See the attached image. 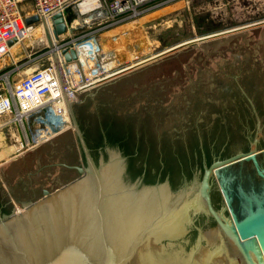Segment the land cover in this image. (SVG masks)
Segmentation results:
<instances>
[{"label": "water", "instance_id": "obj_1", "mask_svg": "<svg viewBox=\"0 0 264 264\" xmlns=\"http://www.w3.org/2000/svg\"><path fill=\"white\" fill-rule=\"evenodd\" d=\"M27 24L44 26L50 49L69 32L63 13L52 18V34L38 16ZM217 40L207 46L226 42ZM62 56L67 64L78 61L73 47L62 50ZM53 58L63 84L59 57L54 53ZM130 76L72 100L66 97L82 162L59 166L78 176L56 189H43L36 200L20 201V209L1 206L0 264H264V122L255 101L237 79L257 120L248 144L223 146L210 161L198 125L201 159L195 152L188 161H178L182 170L177 161L172 169L163 156L141 155V147L166 155L163 141L150 126L145 134L135 120L127 130L122 123L128 114L96 112L107 116L108 122L101 118L98 124L104 128L102 137L93 142L86 136L77 107L99 105L95 97L100 92ZM114 121L133 135L135 150L108 136L105 130ZM224 139L217 134L215 145ZM6 168L0 171L4 179Z\"/></svg>", "mask_w": 264, "mask_h": 264}, {"label": "rangeland", "instance_id": "obj_2", "mask_svg": "<svg viewBox=\"0 0 264 264\" xmlns=\"http://www.w3.org/2000/svg\"><path fill=\"white\" fill-rule=\"evenodd\" d=\"M155 1L156 3L165 2L152 13L142 14L125 25L102 31H100L102 21L98 16L97 20L87 25L77 9H70L66 14L70 28L74 20L79 21L78 26L73 29L74 33L72 35L69 33L65 37L68 41L79 44L77 39L83 37L85 31L86 34L89 30L98 31L95 34V46L100 50L98 58L103 65L104 62L107 63L106 70L133 60L139 61L136 69L121 76L122 78L131 75L130 78L120 80L119 83L100 92L101 96L99 93L95 97L98 104L108 106L103 109L111 112L130 114L128 112L139 111L137 109L149 106V103L156 104L160 99H163L164 104L167 102V105H171L176 98L178 107L170 110V117L163 116V120L170 128L181 130L180 135H174L173 139H179V137L184 139L182 134L185 128L188 129L187 122L190 119L187 107L190 100L195 101L197 96L202 97V91H199L200 83L208 88L228 85L232 82L230 79L234 78L236 80L241 78L242 84L247 83L250 80V76L246 79L251 71L247 67L249 65L255 72L252 79L258 80L255 88L259 86L258 91L264 88V27L207 38L221 30L255 22L256 19L264 16V7L260 5L262 0ZM37 29L35 34L33 33L13 51L12 56H6L0 60V92L12 89L25 76L54 62L53 55L48 49L44 28L39 26ZM232 36H235L232 40L224 39ZM214 40L218 43L226 42L218 47L207 46L208 42ZM89 47L92 54H97L93 49L94 45L89 44ZM153 85H157L158 88ZM195 93L197 96L190 99L191 96H195ZM247 93L255 101L263 123L264 107L257 101L259 93L255 89ZM237 96L234 94L232 97L223 99L222 108L229 101L237 102ZM214 100L220 102L216 97ZM260 101H264L263 96ZM247 112L250 113H247L246 117H241V124L239 123L240 140L235 139L236 136L231 134L230 129L225 128V139L219 146L215 145V133L211 135L213 131L211 119L204 120L202 125L199 123L203 121H200L199 114L196 115L197 118L190 119L189 126L197 129L199 125L203 131L205 150L210 161L214 157L213 154L219 155V150L223 146L229 147V150L233 143L235 147L247 142L245 137L248 135L254 138L257 120L251 109ZM43 115L41 112L35 113L28 121L24 119V126L18 122L0 131V171L2 167H7L5 179L0 173V209L2 205L5 208L12 206L20 209L21 202L40 198L41 190L58 188L60 185L53 184L56 179H60V184H66L78 176L76 171L59 166V164L80 165L82 162L72 128L57 139L42 144L40 148L27 147V141L36 136L39 121ZM167 119H170V122H167ZM220 124H223L222 121ZM152 128L159 133L160 137L167 133V129L163 131L158 122ZM194 134L193 139L188 142L189 149L192 153L196 152L201 159L199 133L194 130ZM234 139L238 142H234ZM186 142H183V146L179 143L174 145L173 141L163 142L164 151L166 154L172 152L176 155L175 150L179 148V152L182 150L185 153V160L188 161ZM69 145L74 149L73 157L68 155ZM33 192H36V195Z\"/></svg>", "mask_w": 264, "mask_h": 264}, {"label": "built area", "instance_id": "obj_3", "mask_svg": "<svg viewBox=\"0 0 264 264\" xmlns=\"http://www.w3.org/2000/svg\"><path fill=\"white\" fill-rule=\"evenodd\" d=\"M163 3H156L155 0H0V60L12 55L13 48L22 45L34 29L39 26L44 28L42 24H27L29 18L40 17L42 21H45L52 34V18L63 13L67 20V12L75 8L80 16L84 17L85 24L90 25L99 18L102 21L100 31L111 30L112 27L125 25L142 14L156 11ZM260 5L264 7V0L260 1ZM78 21L74 20V24L70 28L67 20L68 34L74 33L73 29L78 26ZM263 27L264 16L246 26L227 28L213 33L207 38ZM97 32L89 30V33L86 34L85 31L84 36L77 39L79 44H76L75 41H68L64 36L62 42L55 44L53 49L48 48L52 55L55 53L59 57L63 84L54 61L25 76L12 89L0 92V131L18 122L24 126V119L28 121L30 116L41 112L44 115L39 121V129L36 136L27 141V147L36 148L55 140L72 128L66 97L71 100L75 99L79 94L89 90L93 91L139 66V61L133 60L106 70L107 63L104 62L103 65L97 58L89 61L91 66L89 63H80L78 45L89 43L94 45L93 49L96 53L100 51L95 46ZM10 42H14L12 47L9 46ZM71 47L76 50L78 61L67 64L62 56V50ZM86 67L96 68L97 73L94 76L90 75ZM100 67L103 69L101 72L98 71ZM94 69H90L92 73Z\"/></svg>", "mask_w": 264, "mask_h": 264}, {"label": "flooded vegetation", "instance_id": "obj_4", "mask_svg": "<svg viewBox=\"0 0 264 264\" xmlns=\"http://www.w3.org/2000/svg\"><path fill=\"white\" fill-rule=\"evenodd\" d=\"M247 67L249 68V70L251 69V71H250V74L248 76H246V79H248L250 76V80L247 83L242 84V81L240 78L239 82L246 91L255 89L257 91V93H259V96H260V97L259 96L257 97V101L259 102L260 105H263V107H264V101H260L262 96L264 97V88L259 89V91H258L259 86H258V88H255L258 85V80L252 79V77L255 75V72L252 69V66L249 67V65H247ZM255 70H257V69L255 68ZM230 80L232 81L231 83L229 82L230 84L228 83V85L225 84V85H222V87H214V88H208V86H205L204 84L200 83L199 91H202V97H198L197 93H195V96L190 97V99L191 98L194 99V97L197 96L195 98V101L190 100L188 107L187 106L186 107L188 108V117H190V119L195 118V117L197 118L196 115L199 114L198 116H201V118H203L204 120L209 121V119H211L213 121V129H212L213 131L211 132L212 136H213V134H212L213 132L215 133L214 137L217 134L219 136L220 135L224 136V133H225L224 130L226 128V129H230L231 134L236 136L235 139L240 140L239 123L241 124V122H240L241 117L242 118L246 117L247 113H248L247 110L250 111V109H249V105H248L247 100L241 94L239 83L237 82L236 78L230 79ZM153 86L158 88L157 85H153ZM234 94L238 95L237 96V98H238L237 102L229 101L225 105L224 108H222L223 104H222V106H219L220 103H223V99H227L228 96L232 97V96H234ZM99 96H101V93L99 94ZM152 97L153 96H151V98ZM215 97H216V99H219L220 102L215 101L214 100ZM197 98L199 99L198 101H197ZM175 100H176V98L174 99V101H172L171 105H167L166 104L167 102H165V104H164L163 99L162 100L160 99V100H158V103H156V104L152 103L153 105L152 104L150 105V103H149V106H144L142 108L137 109L139 111L128 112L130 114H128V116H124V123H122V124L124 125V127L126 126L127 130H130V128L132 127V122H133V120H135L134 125H138L144 132H146L145 134H150V132H149L150 129H148L149 125H150V127L151 126L153 127V125L156 124V122H158L160 124L161 128L163 129V131L164 130L166 131V129H167V133H166L167 138L164 139L165 143H167L169 141H173L174 145H176L175 143L181 144V141L182 142L187 141V136L189 134H190V137H191V135H193V137H194V135H195L194 130L197 131V129H194L193 127L189 126L190 125L189 124L190 119H189V121L187 122L188 129L185 128V130L182 134L184 139H182V138L181 139L180 138L179 139H176V138L173 139L174 135H176V136L180 135L181 130L180 129H173V127L170 128L167 125V123H165V121L163 120V116L170 117L171 116L170 110H174L178 107L176 105ZM107 107L108 106H106V105L102 106L100 103V105H94L91 108L90 105L88 104V102H86V103L78 106L76 109L77 113H78V117L80 118L81 123H82L83 128H84V131L86 133V136H88V138L93 142H97L100 139V135L102 134L101 129L103 127L98 125V124H100L101 118L104 119L105 121H107L106 120L107 116H105V115H104V117L103 116L102 117L96 116L97 115L96 112L103 114V112H101V110L103 108H107ZM225 108H228V109L225 110ZM140 109H141V111H140ZM211 110H213V111L210 112ZM213 112H215V114L212 115ZM214 115H216L218 120L214 121ZM218 115H221V116L219 117ZM248 120H249V118H248ZM221 121L223 124H220ZM167 122H170V119H167ZM101 123H102V121H101ZM113 124L114 125H112L111 128H115L116 129L115 131L117 133L123 134V132H125V130L122 127H119L120 122H119V125H117L116 121H114ZM100 127H101V129H100ZM200 130H201V135H202L203 131H202V129H200ZM208 133H209V131H208ZM64 134H62V135H64ZM157 138L159 139V141L161 140V137L157 136ZM157 138H156V140H157ZM246 138L247 137H245V139ZM65 139H67V138H65ZM235 139L233 141L237 143L238 140L235 141ZM214 140H215V138H214ZM189 141H191V140H189ZM199 143H200V140H199ZM179 144H177V145H179ZM186 148H187V153H186L187 156L188 157L191 156L192 158L195 157V155H194L195 153L191 152V150L189 149V143L187 144V142H186ZM133 150H135L134 146H133ZM67 152H68V155L70 154V156H72V157L75 156L74 149L70 145L68 146ZM175 152H176V155L172 152H169L165 155L162 151V154H160V156H163L164 160H166L167 158H170V159H172L173 162L177 161L176 162L177 164L179 163L178 161H180L182 159L185 160V153L182 150H181V152H179V148H176ZM160 156L158 157V159H160ZM166 156H167V158L165 159ZM72 165H74V164H72ZM179 167H180V169L182 168V165L180 163H179ZM169 168H171V167H169ZM153 171L154 170H152L150 172H153ZM60 182L61 181L58 178L55 180V182L53 184L54 185H60ZM42 191L43 190H41V193H42ZM33 194L36 195V192H33Z\"/></svg>", "mask_w": 264, "mask_h": 264}, {"label": "trees", "instance_id": "obj_5", "mask_svg": "<svg viewBox=\"0 0 264 264\" xmlns=\"http://www.w3.org/2000/svg\"><path fill=\"white\" fill-rule=\"evenodd\" d=\"M111 128V127H110ZM116 129L115 128H111V129H109V131L108 130H105L106 132H107V134H108V136L109 137H111V139L113 138V139H115L117 142H122L124 145H126L127 146V149L129 150V151H133V143H134V137H133V135L132 134H129V135H126V133L125 132H123V134H118L116 131H115ZM109 133L111 134V135H109ZM125 133V134H124ZM113 136V137H112ZM167 135H162L161 136V140L163 141V142H165L164 141V139L165 138H167L166 137ZM102 137V134L100 135V138ZM124 138H125V141H124ZM180 139H181V137H179ZM193 139V135H191V137H190V134L187 136V144H188V142H189V140H192ZM186 142V141H185ZM181 145L183 146V142L181 143ZM127 150V151H128ZM140 151V153H141V155H142V153H147V154H149V157L150 158H155L156 160L158 159V157L160 156L159 155V153H158V151L157 150H155V149H150L149 151H147L146 149H144V147H141V149L139 150ZM160 154H162V151H160ZM167 158V156L165 157V159ZM166 164H170V167L173 169L174 168V166H175V162H173L172 161V159H170V158H167L166 159Z\"/></svg>", "mask_w": 264, "mask_h": 264}, {"label": "bare ground", "instance_id": "obj_6", "mask_svg": "<svg viewBox=\"0 0 264 264\" xmlns=\"http://www.w3.org/2000/svg\"><path fill=\"white\" fill-rule=\"evenodd\" d=\"M37 29V28H36ZM36 29H34L33 30V32L30 34V36H32V34L34 33H36V31L38 30H36ZM30 36L28 37V38H30ZM27 38V39H28ZM26 39V40H27ZM58 42H56V41H54V45L55 44H57ZM48 44V43H47ZM91 45V44H90ZM17 47H19V46H16V47H14L13 48V50H12V52H11V54H13V51L17 48ZM26 52V51H25ZM100 53V52H99ZM78 54H79V56H80V59H79V62L81 63H83V64H87V63H89V61H92L93 59H95V58H97V60H99L100 61V63L101 64H103V62H101V60L98 58V53L97 54H92L91 53V49H90V47H89V44L88 43H86V44H82V45H78ZM10 56H12V55H10ZM86 69L89 71V73H90V75H92V76H94L97 72H96V68L94 69L93 67H86ZM90 69H94V71H93V73L91 72L92 70H90ZM98 71L99 72H101V71H103V69H102V67H100L99 69H98ZM118 79V78H117Z\"/></svg>", "mask_w": 264, "mask_h": 264}, {"label": "crops", "instance_id": "obj_7", "mask_svg": "<svg viewBox=\"0 0 264 264\" xmlns=\"http://www.w3.org/2000/svg\"><path fill=\"white\" fill-rule=\"evenodd\" d=\"M40 148V147H39ZM31 150H33V149H31ZM3 177V176H2ZM3 179H4V177H3Z\"/></svg>", "mask_w": 264, "mask_h": 264}]
</instances>
